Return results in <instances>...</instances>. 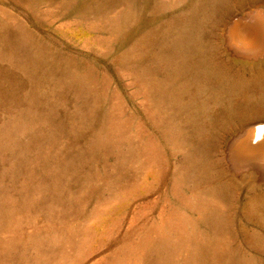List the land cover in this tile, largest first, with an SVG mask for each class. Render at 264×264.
<instances>
[{
	"label": "rangeland",
	"instance_id": "374dc122",
	"mask_svg": "<svg viewBox=\"0 0 264 264\" xmlns=\"http://www.w3.org/2000/svg\"><path fill=\"white\" fill-rule=\"evenodd\" d=\"M212 1L0 0V52L18 49L31 70L0 127L29 107L27 136L40 131L33 149L41 152L22 181L61 183L55 199L0 227V256L27 242L26 262L11 264H197L200 255L204 264H264V153L250 154L264 140L239 137L254 126L264 131V0H228L208 25L217 60L260 77V99L225 91L210 76L177 78L178 107L153 94L169 41L202 34ZM238 18L256 31L249 22L229 30ZM183 58L171 55L177 67ZM207 112L219 124L213 147L228 196L186 166L212 136L200 128ZM255 194L262 200L249 209ZM223 215V226L211 222Z\"/></svg>",
	"mask_w": 264,
	"mask_h": 264
},
{
	"label": "bare ground",
	"instance_id": "6f19581e",
	"mask_svg": "<svg viewBox=\"0 0 264 264\" xmlns=\"http://www.w3.org/2000/svg\"><path fill=\"white\" fill-rule=\"evenodd\" d=\"M227 3L228 0H213L210 3L204 13L206 18L205 23L200 27L202 28V34L196 32L191 35H185L183 39L181 38V41L177 39L172 42L169 41V44L166 46L167 54L163 57V61H165L166 64V75L165 78L156 85L153 90L154 95L160 96L170 105L178 107L179 101L173 89L177 78L193 76L195 79V77L210 76L217 78L225 91L235 93L238 90L246 89L251 93L253 102L261 98V92L259 90L260 77L254 75L245 78L239 71H232L229 66L223 65L222 62L217 60L215 54L211 50L212 48H210V28L208 25L211 24L212 20L215 21L218 19L219 12L225 9ZM2 38H4V36ZM16 51L18 52V49H16ZM16 51H12L8 54L0 52V115L3 109H7L10 106L11 102L17 103V101H21V98L18 97L14 91V87L16 84L20 85L23 76H28L31 73L27 59L18 58ZM178 53L184 55V58L177 67L171 59V55ZM24 72H26V74H24ZM185 85L191 87V94L193 95L195 91L192 84L186 82ZM21 112V114H18L14 118V122L5 123L0 127V227L6 224L8 219L15 218L22 210L31 208L33 205L37 206L40 201L42 202L43 199L47 197L51 200L55 199L57 193L61 192V183L56 177L54 178V176H50L51 179L48 178L40 181L37 184L39 188H33L29 182L22 181V175L25 172L24 169L26 165L41 152V149L35 150L33 147L36 141L41 138L42 134L35 128L34 131L27 136L32 128V115L29 107ZM176 112L174 115L179 113L177 108ZM203 119L205 124L200 128L204 131H209V129H211L212 136L209 137V139H201L202 141H200L199 144H201L202 147L199 149L196 148L192 154H190L186 166L190 172L196 173L200 177L211 181L218 194L228 196L230 182L224 179L225 166L216 155L215 148L213 147V141H215L213 139L219 138L216 132L219 124L216 122L215 116L213 117V115L208 112L204 114ZM254 127L247 129V133L249 131L251 132V135L247 136V138L245 137L247 134L246 132L239 136L243 142L247 143V141H251V139H254L256 142L264 140L263 128L258 127L256 129ZM180 132L183 138L189 140L182 128ZM20 133L23 134L24 137L27 136L26 139L20 140L17 137ZM48 134V139H53L55 132L52 130ZM252 145L250 146L252 147ZM33 150L35 151L33 152ZM262 151H264V148L261 151L259 149L257 151H251L250 154L255 156L259 153L260 158L264 153ZM246 158L244 160L241 159L242 161L240 163L255 161L246 160ZM37 190H39V195ZM261 197L262 195L255 194L249 202V209L255 206L259 200H262ZM211 222L223 226L225 217L224 215L213 217ZM29 249L30 247L27 242L9 248L5 254L3 253V256H0V264H11V261L26 262ZM203 257V255H200L197 264H204Z\"/></svg>",
	"mask_w": 264,
	"mask_h": 264
},
{
	"label": "water",
	"instance_id": "95a60500",
	"mask_svg": "<svg viewBox=\"0 0 264 264\" xmlns=\"http://www.w3.org/2000/svg\"><path fill=\"white\" fill-rule=\"evenodd\" d=\"M247 19H244V18H238V19H236L233 23H232V25H231V27H230V29L229 30H232V29H235V27H237L238 25H245V24H247V22H249V26H253V28L252 29H255L254 31H256V25L254 26L253 24H251L250 22H252L251 20H249V21H246ZM253 23V22H252ZM254 31H252V33L249 35L250 37L253 35V33H254ZM249 37V38H250ZM248 37H247V39H245L246 41L249 39ZM246 41H242V42H246ZM241 42V43H242ZM262 122H263V125H264V120L262 119ZM229 157V156H228ZM230 160V159H229Z\"/></svg>",
	"mask_w": 264,
	"mask_h": 264
}]
</instances>
